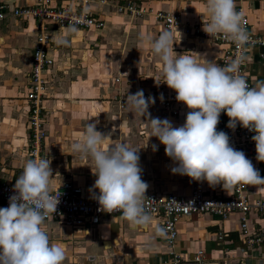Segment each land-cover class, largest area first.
I'll return each mask as SVG.
<instances>
[{
  "label": "crops",
  "instance_id": "crops-1",
  "mask_svg": "<svg viewBox=\"0 0 264 264\" xmlns=\"http://www.w3.org/2000/svg\"><path fill=\"white\" fill-rule=\"evenodd\" d=\"M126 2L144 13L132 16L117 12L116 6ZM205 3L206 0H107L106 4H89L92 16L103 22L100 29L68 32V28L46 24L45 48L51 65L43 73L46 83L40 112L44 132L40 157L51 161V190L68 181L81 188L84 197H92L90 189L97 178L91 170L94 165L72 150V144L81 139L89 123L107 135L108 145L119 142L138 150L141 178L149 185L146 193L187 197L199 184L204 196L231 195L221 186L211 188L206 182L172 174L175 165L165 155L164 145L156 137L150 138L147 119H168L174 126H181L189 111L184 104L175 99L173 108L177 114L173 117L162 116L157 106L148 110L149 117H141L126 104L119 108L111 101L112 96L125 99L138 90L175 98L176 93L166 84L155 81L161 75V64L147 45L140 46L141 38L154 40L165 31L152 17L156 12L171 14L182 23L202 29L208 22ZM0 5L6 6L5 18L0 21V183L15 184L24 163L30 159L25 96L30 56L39 31L34 20L10 15L12 9L35 5V0H0ZM48 6L74 10L79 7V1L49 0ZM243 10L249 32L264 37V0L245 3ZM172 33L177 54L194 52L201 56L198 59L220 65L226 51L224 46L181 32L180 39L179 33ZM60 36L68 40L67 45L57 43ZM260 53H264V48H251L245 56L244 70L251 87L264 81ZM217 130L222 131L218 126ZM251 162L261 176L259 163ZM244 194L248 201L264 199V185H244ZM245 220L243 233L239 215L235 213L225 220L206 214L182 217L176 224L173 252L189 260L201 251L207 264H264V259L259 257L264 245L249 247L246 243L254 235L264 238V216L249 213ZM43 227L50 243L62 246L63 264H165L168 258L165 234L156 233L155 216H151L148 228L136 230L121 215L103 216L97 225L86 229L68 228L51 221H45Z\"/></svg>",
  "mask_w": 264,
  "mask_h": 264
},
{
  "label": "clouds",
  "instance_id": "clouds-1",
  "mask_svg": "<svg viewBox=\"0 0 264 264\" xmlns=\"http://www.w3.org/2000/svg\"><path fill=\"white\" fill-rule=\"evenodd\" d=\"M205 12L208 22L202 30L208 36L222 34L237 48L248 42L243 14L235 10V0H206ZM75 30V26L66 29ZM175 30L181 39V33L176 27ZM57 43L67 45L68 40L60 36ZM174 44L173 33L164 31L154 40L142 37L140 45H147L159 59L161 75L155 79L157 84H166L176 93V101L189 110L185 122L178 127L168 119H147L150 138L156 137L164 145L165 155L175 165L172 174L206 182L211 188L221 186L226 193L238 186L264 185V178L251 160L231 145L227 133L217 130L224 112L229 129L235 131L239 125L255 133L252 141L256 160L264 162V81L249 87L239 74V55L227 66H220L198 59L201 56L194 52L177 54ZM154 103V98H145L143 90L127 95L125 102L141 117L150 116L148 109ZM106 138L95 124L88 123L81 139L72 144L74 153L94 165L91 170L97 178L90 189L92 198L98 202L99 211L119 212L133 230L146 229L151 223L144 204L149 185L141 178L138 150L119 142L108 145ZM50 163L43 158L27 160L8 207L0 208V264H63L65 260L62 246L50 243L43 227L59 203L50 187ZM164 231L156 228L158 235H164Z\"/></svg>",
  "mask_w": 264,
  "mask_h": 264
},
{
  "label": "built area",
  "instance_id": "built-area-1",
  "mask_svg": "<svg viewBox=\"0 0 264 264\" xmlns=\"http://www.w3.org/2000/svg\"><path fill=\"white\" fill-rule=\"evenodd\" d=\"M79 7L74 10L67 8H50L49 0H35V5L28 7H19L12 9L10 15L18 19H31L37 23L38 36L30 56V70L27 83V94L25 100L28 103V136L30 145L28 146V157L30 159H39L41 153V141L44 137L42 130L41 116L42 102L44 98L45 79L43 73L51 65V60L46 55L48 37L44 34L47 23L56 25L59 28H69L75 26L76 29L89 30L100 29L103 22L92 16L89 4H106L107 0H78ZM258 0H235V10L243 14L244 26L247 30L249 40L241 48H237L236 44L226 39L222 34L216 36H208L199 26L188 25L182 23L171 14L156 12L152 14L155 21L160 22L165 31L175 32L177 30L184 35H190L210 43L224 46L226 51L221 56L219 63L221 66H227L237 56L242 57V63L239 67V74L246 78L245 74V56L251 48H264V37L251 34L248 30L247 18L245 16L243 5ZM5 5H0V21L5 18L3 11ZM117 12H126L132 16H138L144 13L143 10L136 8L132 3L126 2L124 5L116 6ZM259 58L264 61V53L259 54ZM145 98L152 97L155 103L150 105L149 109L157 106L161 110L164 117H173L177 114V110L173 108L175 98L169 95L154 96L150 93H144ZM127 98V97H126ZM126 98L122 99L113 96L119 108H122L126 102ZM148 109V110H149ZM229 118L222 112L219 118L218 127L228 134L231 145L239 151L245 153L246 157L253 161L256 160L255 144L252 136L255 134L240 127H236L235 131L229 129ZM261 169V177L264 178V162H258ZM15 184L0 183V208H7L10 196L14 195L13 188ZM52 194L59 198L56 212L49 214L45 221L59 223L68 228L86 229L98 224L103 216L115 217L121 215L119 212L107 214L99 211L98 202L92 197H84L81 188L72 185L70 182H62L59 187L52 190ZM145 208L150 216L158 218V227L163 228L165 234V245L168 250V258L165 264H207L202 256L201 251H197L192 258L184 259L180 254L173 252L176 238V224L182 217L192 214H206L225 220L230 214H238L240 220V228L243 233L246 232V216L254 213L264 216V199H255L248 201L244 194V186L236 187L231 195L227 197H209L204 196L199 184H196L191 193L187 197L177 196L175 194L158 195L152 192L145 194ZM221 239V236H218ZM249 247L253 245H264V238L258 235L250 237L246 241ZM264 259V252L259 255ZM210 264V263H209Z\"/></svg>",
  "mask_w": 264,
  "mask_h": 264
},
{
  "label": "rangeland",
  "instance_id": "rangeland-1",
  "mask_svg": "<svg viewBox=\"0 0 264 264\" xmlns=\"http://www.w3.org/2000/svg\"><path fill=\"white\" fill-rule=\"evenodd\" d=\"M45 29H46V26H45ZM37 30H38V29H37ZM35 42H36V40H35ZM47 44H48V42H47ZM112 97H113V96H112ZM111 101H112L113 103H114V102L116 103V101L113 100L112 98H111ZM115 103H114V104H115ZM116 104H117V103H116ZM40 158H41V157H40Z\"/></svg>",
  "mask_w": 264,
  "mask_h": 264
}]
</instances>
